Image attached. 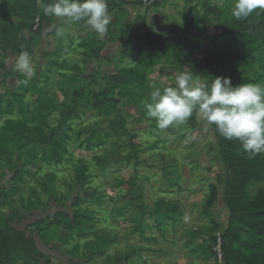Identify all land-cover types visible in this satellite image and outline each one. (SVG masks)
Returning <instances> with one entry per match:
<instances>
[{
    "label": "trees",
    "instance_id": "obj_1",
    "mask_svg": "<svg viewBox=\"0 0 264 264\" xmlns=\"http://www.w3.org/2000/svg\"><path fill=\"white\" fill-rule=\"evenodd\" d=\"M166 1L145 7L144 0H107L111 22L99 38L83 20L58 29L57 18L43 14L40 0H0V264H93L105 256L104 264H134L137 257L147 264L145 252L168 255L136 245L106 255L121 237L98 228L102 210L111 204L104 220L130 222L126 237L157 242L148 236L155 230L176 245L166 239L167 231L182 229V250L196 260L264 264V153L251 156L240 141L225 139L205 120L214 142L211 162L222 166L215 180L204 186L201 180L198 216L208 224L187 228L180 201L163 197L150 206L145 200L150 179L140 174L147 164L143 156H159L156 151L169 142L146 111L153 86L161 87L151 79L155 68L264 86V10L237 20L231 15L234 0H184L181 23L153 32L149 15L164 9ZM129 6L146 12L130 19ZM71 25L78 36L57 35ZM21 51L30 54L31 75L14 67ZM196 115L170 127L171 134L179 132L178 143L201 127ZM147 122L156 132L141 148L135 126ZM77 150L93 156L78 158ZM178 167L171 159L162 168L169 195L184 191ZM124 169H132L128 181L119 177ZM110 175L116 177L108 184ZM98 178L107 179L110 188L128 190L108 197L100 187L92 189ZM222 211L226 219L218 216Z\"/></svg>",
    "mask_w": 264,
    "mask_h": 264
},
{
    "label": "rangeland",
    "instance_id": "obj_2",
    "mask_svg": "<svg viewBox=\"0 0 264 264\" xmlns=\"http://www.w3.org/2000/svg\"><path fill=\"white\" fill-rule=\"evenodd\" d=\"M198 0H195L197 3ZM184 0H167L165 3L164 9L157 11H151L149 15V19L152 22H155L154 26H151V30L163 32L166 31V28L174 26V24L181 23V19L179 17L180 12L182 11V7ZM215 3V2H214ZM145 8L139 7L137 8V16L143 17L145 14ZM58 28V27H57ZM70 32V29H67ZM127 30V29H126ZM63 30L62 32H64ZM73 31V30H72ZM71 31V32H72ZM84 34V33H83ZM77 35V33L72 34ZM56 37V36H55ZM50 43L52 48L55 46V38L50 37L47 41ZM143 45V44H142ZM110 46V45H108ZM46 49V47H45ZM111 52V51H109ZM107 56V53H105ZM200 61H203L202 57H198ZM34 66V65H32ZM94 65H90V70H92ZM154 74L151 76V79H155L157 83L164 86H170L174 83L176 72H167L168 68L165 66L158 67L154 69ZM92 73V72H91ZM107 74V70L105 71ZM11 84L15 83V79L10 80ZM4 90L0 88V93ZM61 99V95L58 94ZM90 117V114L87 115V119ZM137 117V116H136ZM197 121L201 122V127L195 129L193 133L189 135L184 141L178 143L177 134H171L169 129L162 130L163 138H168L169 142L165 145L161 146V148H165L163 151L160 147L158 151H156V155L159 156L154 157L153 153H148L143 156V159L147 161L146 165H143L139 170L140 174H144L146 177L150 179L149 183L145 185V200L147 204L153 206L154 202L158 198H167L174 201H180L181 206L185 213V223L187 224V228H192L195 230L199 225L208 224V222H202L199 218L198 214L201 211L200 205L203 202L204 194L202 190V182L203 186L205 185L206 180H215L216 176L222 174V166L221 164H215L211 162V157L214 158L213 153L210 152L211 145L214 144L212 134L209 130V127L204 123V119L198 113L196 115ZM86 119V120H87ZM150 123H143L142 125H136V130L139 132V137L136 140V143L141 146V148L147 147V144L152 142V137H150V132H156V130L151 129ZM179 130V129H178ZM214 147V145H212ZM76 157L85 158L87 160L91 159L93 154L87 153L83 151L77 150L75 152ZM176 159L178 163V172L181 174L180 185L184 189L183 192L178 193L174 192L172 195H169V191L165 187V181L163 180V166L168 165L171 162V159ZM196 168V170H192ZM210 170V171H209ZM132 176V169H124L119 175L125 181H128ZM115 175H110L108 177V184L113 183V179ZM93 188H99L101 191H104L108 197L115 198L118 195L126 194L128 188L126 186L116 190L110 188L107 185V179L98 178L93 181ZM261 186H258L259 188ZM91 191H88L87 194H90ZM166 192V193H164ZM68 194V193H67ZM128 201H124L120 203L119 206L126 203ZM195 205V206H194ZM112 208V204L107 206L104 210H102V215L99 216V220H101V224H99L98 228L101 229H109L116 231L120 237L119 241L116 245L111 246V248L107 251L106 255L110 257H114L116 253H123L128 250V246H142V247H151L153 250L162 249L167 252L168 255H163L159 253L145 252L142 254L143 260L147 262V264H214V259L209 258L205 262L196 260L194 257H191V253L188 251H183L181 247V233L182 229H179L175 234L167 231V240L175 241L176 245L171 243H167L160 234H158L155 230L149 231L148 236H156L157 242H142L137 240L134 237H126L125 230H127L130 226V222H122L116 221V224L107 222L104 220V217L109 214ZM23 210H20V216H24ZM220 219L227 218V212L222 211L218 213ZM151 224L152 221H149ZM115 225V226H114ZM47 253H50L46 250ZM57 257L64 258L62 254H55ZM106 257L104 258H96L93 264H104L106 261ZM66 263V262H65ZM52 264H60L58 260H53ZM134 264H142L141 259L138 257L134 260Z\"/></svg>",
    "mask_w": 264,
    "mask_h": 264
},
{
    "label": "clouds",
    "instance_id": "obj_3",
    "mask_svg": "<svg viewBox=\"0 0 264 264\" xmlns=\"http://www.w3.org/2000/svg\"><path fill=\"white\" fill-rule=\"evenodd\" d=\"M40 2L45 16L72 22L83 20L99 38L108 31L111 16L107 0ZM258 9L264 10V0H234L231 15L237 20L247 19ZM62 34V30L57 31L58 36ZM14 67L31 75L30 54L21 51ZM146 111L161 130L186 123L195 111L208 125H214L222 137L240 141L246 153L251 156L264 153V86L261 84L233 85L229 77H208L206 80L199 74L178 72L174 85L153 86Z\"/></svg>",
    "mask_w": 264,
    "mask_h": 264
},
{
    "label": "crops",
    "instance_id": "obj_4",
    "mask_svg": "<svg viewBox=\"0 0 264 264\" xmlns=\"http://www.w3.org/2000/svg\"><path fill=\"white\" fill-rule=\"evenodd\" d=\"M125 1H127V2H129V3H131V2H133L134 0H125ZM126 11L129 13V14H131V16H130V19H133L136 15H137V11H136V9H134V8H132V7H126ZM113 16V15H112ZM71 23V21H69V20H67L66 18H57L56 19V24H55V27H58V29H61V27L60 26H65L66 24H70ZM63 30H65L64 32H62L63 34L62 35H66L67 33H70V34H75V33H77V30H75V26H73V25H71L70 27H64V28H62ZM67 29H70V32L67 30ZM62 30V31H63ZM73 30V31H72ZM72 31V32H71ZM79 35V33H77V35H75V36H78Z\"/></svg>",
    "mask_w": 264,
    "mask_h": 264
},
{
    "label": "built area",
    "instance_id": "obj_5",
    "mask_svg": "<svg viewBox=\"0 0 264 264\" xmlns=\"http://www.w3.org/2000/svg\"><path fill=\"white\" fill-rule=\"evenodd\" d=\"M158 0H144V5L145 7H149L151 6L154 2H156ZM220 245H221V242L219 240V245L217 247V252H218V257H219V260H221V251H220Z\"/></svg>",
    "mask_w": 264,
    "mask_h": 264
}]
</instances>
